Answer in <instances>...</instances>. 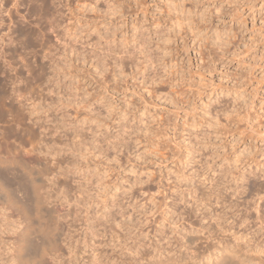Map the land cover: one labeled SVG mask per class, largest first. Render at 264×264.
Listing matches in <instances>:
<instances>
[{
    "label": "rangeland",
    "instance_id": "374dc122",
    "mask_svg": "<svg viewBox=\"0 0 264 264\" xmlns=\"http://www.w3.org/2000/svg\"><path fill=\"white\" fill-rule=\"evenodd\" d=\"M0 158L8 264H264V0H0Z\"/></svg>",
    "mask_w": 264,
    "mask_h": 264
},
{
    "label": "bare ground",
    "instance_id": "6f19581e",
    "mask_svg": "<svg viewBox=\"0 0 264 264\" xmlns=\"http://www.w3.org/2000/svg\"><path fill=\"white\" fill-rule=\"evenodd\" d=\"M2 162H3V160L0 158V164ZM1 176H2V174L0 175V198L3 196L5 198L4 201L5 200H7L8 202L13 201L17 205V207L25 213L27 211H29L30 210L29 207H27L24 203H22V201H19L18 199H16L12 195L13 193L11 192L12 189L8 185L9 183L7 181L5 182L1 178ZM37 186L38 185L36 183L31 182V187L33 189V196H34L31 210H32L34 219L35 218L38 219V223H37L38 224V226H37L38 232L40 231L41 234L45 237V241H42L39 244H36V243H34V244L28 243L27 244L28 240L26 242H23V240H22L23 236L24 235L26 236L27 230H28V228L23 227L24 230L17 234L14 242H10L9 241L10 239L8 240L7 238H5V240L4 239L0 240L1 241L0 242V262H1V264H8L9 260L12 259V256L17 257V259L20 260V263L22 262L21 260L27 261V263L30 260H31L30 262L34 261V259H37V261H38V259H40V261H41V257L44 254V252L46 251L47 247L54 245L53 241L56 239H54L53 236H51L52 234L50 235L51 232L49 230H47V227L45 226V223H44L45 217L51 215L52 209L49 208L48 206L46 207L45 204L43 205V203H42L43 201L41 200L42 197L40 198V195L38 194V187ZM4 230H5V228H4ZM29 230H32V228ZM4 233H5V231L0 230V239L5 236ZM50 237H51V240H50ZM184 237H185V241H187L189 243L192 242V240H193V237H190L187 235ZM32 252H33V254H32ZM34 252L38 257L35 256ZM165 261H166L165 259H162L160 256H157L156 258H154L152 260H148L145 264H165ZM221 261L225 262L226 259L222 258V260H221V258L220 259L217 258V260H215V262H217V263H219ZM233 264H235V263H233Z\"/></svg>",
    "mask_w": 264,
    "mask_h": 264
}]
</instances>
